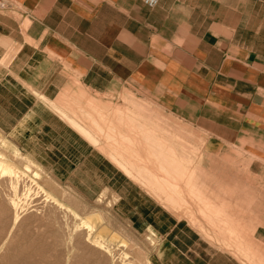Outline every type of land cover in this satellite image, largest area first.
I'll list each match as a JSON object with an SVG mask.
<instances>
[{
  "label": "crops",
  "instance_id": "obj_1",
  "mask_svg": "<svg viewBox=\"0 0 264 264\" xmlns=\"http://www.w3.org/2000/svg\"><path fill=\"white\" fill-rule=\"evenodd\" d=\"M3 1L0 132L19 153L87 201L104 192L123 201L139 188L102 141L94 147L65 116L78 122L76 107L90 105L96 123L114 122L117 135L127 112L165 135L178 124L191 134L183 140L196 142L188 146L203 156L209 185L229 190L206 203L228 206L220 220L239 222L216 228L208 212L194 230L236 236V257L263 262L253 240L264 227L241 214L248 205L264 221V0H157L154 8L141 0ZM145 203L122 210L136 231L160 238V264H239L201 245L186 221Z\"/></svg>",
  "mask_w": 264,
  "mask_h": 264
},
{
  "label": "rangeland",
  "instance_id": "obj_2",
  "mask_svg": "<svg viewBox=\"0 0 264 264\" xmlns=\"http://www.w3.org/2000/svg\"><path fill=\"white\" fill-rule=\"evenodd\" d=\"M124 101H125V106L124 107H126V106H130V105H133V104H127L126 103V99H124ZM97 105V104H96ZM98 106V105H97ZM134 106H136V105H134ZM140 107H141V110H143V112L144 113H146L147 115H148V110H147V108H145L143 105H139ZM98 107H100V106H98ZM102 109H103V107H102ZM104 110H106V111H109L110 109H104ZM157 121V120H156ZM158 122V121H157ZM170 133L172 134V135H177V137L179 136V141L181 142V144H182V146H183V148L185 149V153H187L183 158H186V160H183V165H184V171H188V170H190L191 168H193L195 165H196V163L197 162H200L201 163V161H199V159H200V157H201V154H199V151L197 152V148H196V146H193V147H191L190 148V146H188V145H190V143H193V144H195L196 142L195 141H189L188 143L187 142H185V140H183V137H186V135L187 136H191V134H190V132L188 131V134H185V132L180 128V126L178 125V124H175V126L173 125L171 128H170ZM159 132H163L162 130H159ZM182 139V140H181ZM4 142V143H3ZM6 142V143H5ZM0 143L1 144H3L2 146H0V149H1V151H3V153L7 156V158L9 159V158H11V159H9L11 162H13V160H14V155H20L21 156V154H19V151L16 149V147H15V145L13 144V142L9 139V138H7L3 133H1L0 132ZM0 144V145H1ZM187 150V151H186ZM10 154V155H9ZM198 155H200V157L198 156ZM10 156V157H9ZM23 157V158H22ZM21 158L23 159V161H26V163H29L30 165H31V169L33 170H36V169H38V171L40 172V174H41V180H32V179H30V177H28L30 174H28V175H26L25 173V175H23V174H21L22 176H23V178H21V175H20V181H19V184L17 185V190L15 191V192H17V193H19V194H21L20 192H19V190H21L22 191V189H23V187L25 186V187H30V190H29V196H28V201H27V203H26V200L27 199H25V200H23L22 202H20L21 203V206L23 207L22 209V213L23 212H28V211H30V209L31 210H34V213L32 212V211H30V212H28V213H30V215L27 213H25L26 215H24V213L23 214H21L20 215V217L21 218H19V220H18V222L20 223V221L21 222H23V221H25V219H23L22 217L23 216H25L24 218H27L28 217V215H29V218H27L28 220L30 219V222L28 223V220L27 221H25V222H27V224L28 225H25V222H23L24 223V227H23V223H22V226H21V223H20V225L18 224V222H17V228L15 229L14 227V231H13V228L11 229L12 230V232H11V230L9 229L10 228V226L8 225V223H4V222H7L8 221V219L7 218H9V221H10V217L12 218V213L10 214V212L11 211H9V214H6V215H3V217L5 218V219H7L6 221H5V219L3 218V220L1 219V221H0V228H2L3 227V232L4 231H6L7 232V236H6V232L4 233V235H2L1 234V236H3V238L0 236V245H1V243H2V240H4V241H6L5 242V244H4V247L3 246H1L2 247V249L0 250V258L2 257V259H0V263L1 264H5V262L8 260L7 258H8V256L7 255H10L11 256V258L12 257H14V258H12V259H14V260H16L15 262H14V260L13 261H11L12 259L11 258H9L10 260H8V262H6V264H77L76 263V260H77V258L79 257V258H81L82 259V261H84L85 262V259H84V257L83 256H86L85 254H88L89 255V258H88V255H87V257H85V258H88V259H90V260H88V261H86L85 263L83 262L82 263V261H81V259H79L78 258V264H89L90 262H92V263H90V264H94V261L96 262V260H97V264H160V262H159V260H158V256H159V252H158V249L156 248V243H157V241H159L160 240V238H157V236L155 235V233L153 232V231H151V230H147V231H136L134 228H133V226L131 225V223L129 222V219L125 216V214L123 213V210H122V207H124L125 206V208H127V206L125 205L126 203H131L132 201L133 202H135L136 201V203L137 202H140V201H143V202H149L148 204L147 203H145V206L146 207H150V208H152V207H154L153 206V204H152V202H154L155 204H157V206L158 207H161V208H163V210H165L166 212H168L169 214H171L173 217V219H175L176 221H179L180 220V217H179V215H177L176 213H179L178 211H176V213L175 212H170V211H168L169 210V208H167V207H165V206H163L162 207V205L161 204H159L156 200H155V198H153V196L152 195H150L149 193H148V191H146L145 189H143V188H141L139 185H137V184H135L139 189H134V190H130L129 192V194H126L125 193V197H123V201H119V198L118 197H115V196H113V195H110V193H106V192H104V193H102L101 195H100V197L99 196H97L94 200H90V201H87V200H85V199H83L81 196H79V194L74 190V189H72V188H69L68 186H66V185H63V184H60V183H58V182H56V181H54L49 175H47L41 168H37V166H34L33 165V163H31L29 160H27V158H25V156H21ZM182 158V159H183ZM14 161H16V160H14ZM18 161H16V162H14V163H17ZM187 165V167H185ZM17 166L20 168V166L17 164ZM33 166V167H32ZM35 167V168H34ZM27 178H26V177ZM1 178V177H0ZM8 178V177H7ZM7 178H4V183H5V185H9V183H10V178H8V179H10V180H8ZM3 179V178H2ZM13 180H15V179H13ZM31 180V181H30ZM1 179H0V185L3 187V188H1L0 187V190L1 189H3V191L5 192V191H7L6 192V194L4 193V195H5V197H4V195H3V193H1V192H3V191H1L0 193H1V195H0V202L1 203H3L4 201V203H6V204H0V206L2 207L3 205H5V206H7L8 207V205H7V203H8V199L10 198V196L11 195H15L16 193H14L13 192V190H12V192H13V194L11 193V189L9 190L8 189V187L7 188H5V185H4V183H2L3 182ZM7 181V182H6ZM26 181V183L24 184V182ZM32 181H34V182H32ZM35 181H37V182H35ZM23 182V183H22ZM31 182V183H30ZM41 182V183H40ZM8 183V184H7ZM34 183H36L35 185H34ZM39 183V184H38ZM21 184V185H20ZM22 186V188L20 187V186ZM28 185H30V186H28ZM40 185V186H39ZM32 186V187H31ZM33 186H35V187H33ZM41 188V187H43V188H41L42 189V191H39V190H37L36 188ZM9 191H8V190ZM33 189V192L31 191ZM40 189V190H41ZM45 189V190H44ZM238 190H240V189H238ZM245 190V189H244ZM32 193H31V192ZM36 191V192H35ZM246 191V190H245ZM8 192H10V193H8ZM48 192V193H47ZM65 192V193H64ZM217 193H218V191H216ZM7 193H8V195H9V197L7 196ZM54 193H55V195H54ZM63 193V194H62ZM219 193H220V191H219ZM222 193V192H221ZM220 193V194H221ZM46 194H47V196H46ZM51 194V195H50ZM3 195V196H2ZM39 195V196H38ZM53 195V196H52ZM56 195H57V197H56ZM61 195V196H60ZM217 195V194H216ZM16 196H18L17 194H16ZM42 196V197H41ZM48 196H49V198H48ZM54 196L56 197L55 199H54ZM132 196H134V199H132L133 197ZM6 198V200H2L1 198ZM11 197H13V198H15V196H11ZM36 197V198H35ZM242 197H244V196H242ZM13 198H10V199H13ZM68 198V199H67ZM222 198H224L223 196H222ZM9 199V200H10ZM51 199V200H50ZM67 199V200H66ZM33 200V201H32ZM48 200V201H47ZM49 200L52 202V204H51V202H49ZM58 200V202L60 203L59 205L60 206H58V204L55 202V201H57ZM63 200V201H62ZM99 200V201H98ZM242 200V199H241ZM244 200H246V199H244ZM3 201V202H2ZM7 201V202H6ZM24 201H25V203L27 204V206H26V204L24 203ZM36 201H37V203H36ZM48 203H47V202ZM57 205H55L54 203ZM73 203V205L72 204H70V203ZM38 203H40L41 205H39ZM26 206L27 208H25L24 206ZM47 204V205H46ZM68 204V205H67ZM44 205V206H43ZM50 205V206H49ZM72 205V206H71ZM198 205V206H197ZM5 206H3L2 208L4 209H6V207ZM42 206V207H41ZM75 206V207H74ZM210 207L212 206V205H209ZM243 206V205H242ZM248 205H246V207H244L243 209H245V210H243V212H242V214L241 215H243L244 213V219L245 218H259V216H258V214L256 213L257 212V210L256 211H251L250 209H249V206L247 207ZM41 207V208H40ZM45 207V208H44ZM49 209V212L51 213V217H50V213L48 212V209ZM52 207V208H51ZM157 207V208H158ZM263 207H264V205H263ZM30 208V209H29ZM37 208V209H36ZM57 208V209H56ZM165 208H167V209H165ZM216 208V207H215ZM4 209V210H5ZM41 209H42V211H41ZM44 209V210H43ZM55 209V210H54ZM59 209V210H58ZM61 209V210H60ZM201 209H202V206L200 205V204H192L191 206H190V212L192 213V214H194L197 218H199L200 220L202 219L201 218V216H200V211H201ZM7 210H10L9 209V207H8V209H6L5 211L7 212ZM25 210V211H24ZM27 210V211H26ZM52 210V211H51ZM56 210H58L57 212H56ZM44 211H46V212H44ZM66 211V212H65ZM5 212V213H6ZM42 212V213H41ZM77 212V213H76ZM4 213V214H5ZM8 213V212H7ZM31 213H32V215H31ZM40 213H41V215H40ZM53 213V214H52ZM69 213V214H68ZM93 213V214H92ZM34 214V215H33ZM36 214H38V216H36ZM45 214V215H44ZM58 214V215H57ZM23 215V216H22ZM44 215V216H43ZM46 215H48L45 219H47L46 221H47V223L50 225V223L51 224H53V222H54V225H51V226H53V227H51L50 228V226H48L47 227V223H46V221H42V220H44L43 218L46 216ZM60 215H62V216H60ZM69 215H70V218H67V217H69ZM240 215V216H241ZM8 216V217H7ZM31 216V217H30ZM36 218H35V217ZM54 216H56V217H54ZM64 216V217H63ZM87 216H89V217H98V222H99V225H98V222L96 223V229H98V230H100L102 227L104 228V227H106L105 229H109L110 231H108V230H106V232L107 233H109L108 235L107 234H104L103 236H102V240L104 239V237H105V240H103V241H105L106 242V244L108 245V243H109V248H108V246L105 244V242H104V248L105 249H107V251L106 250H104V248L103 249H99V248H95V246H91L90 247V245H92L91 244V242H90V240H89V238H86V237H88L87 235H85V234H87V231H84V232H86L85 234H84V232H83V228H82V231H79V229L81 230V228H80V220L83 218V219H85ZM37 217H38V219H37ZM59 217V218H58ZM85 217V218H84ZM31 218L33 219V218H35V220L33 219V221L31 220ZM41 220H40V219ZM49 218H51V221L49 220L48 221V219ZM62 218V219H61ZM67 218V219H66ZM72 218V219H71ZM76 218V219H75ZM21 219H23V220H21ZM39 220V221H41V222H43L44 223V225H42L43 223H39V222H35V221H37V220ZM54 221H53V220ZM57 219V221H55ZM61 219V220H60ZM64 219H66V220H64ZM72 221H71V220ZM253 220V221H256V222H251V224H256V226L258 225H260L259 227H258V229H263L262 227H264V221L263 220ZM74 220V221H73ZM181 220H184L183 218L181 219ZM8 221V222H9ZM59 221V223H60V225H59V223H57ZM61 221H62V223H61ZM77 221V222H76ZM246 221V223L248 224V222H249V220H244V222ZM2 222V223H1ZM37 223L36 224V226H34L35 224H33V223ZM50 222V223H49ZM66 222H67V224L68 225H66ZM70 222V223H69ZM74 222V223H73ZM79 222V223H78ZM173 222H175L174 220H173ZM261 222H262V224L263 225H261ZM11 223V221L9 222V224ZM39 223V224H38ZM45 223H46V225H45ZM2 224V225H1ZM3 224H5V225H3ZM33 224V225H32ZM57 226H56V225ZM64 225V226H62V225ZM69 224H70V226H69ZM79 224V225H78ZM182 224H184V223H182ZM190 228H192V226H190L188 223H186ZM11 225V224H10ZM19 225V226H18ZM32 225V226H31ZM38 225H42V227H40V228H38L37 226ZM75 227H73V226ZM77 225L79 226V227H77ZM102 225V226H101ZM15 226V225H14ZM21 226V229H19L18 227H20ZM26 226L28 227V228H26ZM29 226H31V227H29ZM45 226V227H44ZM56 226V227H55ZM67 226H68V229H67ZM262 226V227H261ZM5 227H8V228H5ZM16 227V226H15ZM34 227V228H33ZM6 230H5V229ZM23 228V229H22ZM32 228V229H31ZM37 228V229H36ZM70 228H72V229H70ZM8 229V230H7ZM25 229H30L29 231L30 232H28L27 230L25 231ZM41 229V230H40ZM43 229V230H42ZM50 229V230H49ZM60 229H62V230H60ZM64 229L66 230V231H64ZM77 229H78V231H77ZM1 230V231H2ZM9 230H10V233H9ZM23 230V231H22ZM34 230V231H33ZM58 230V231H57ZM67 230L68 231H70L69 232V234H68V232H67ZM194 230V229H193ZM264 230V229H263ZM1 231H0V233H1ZM18 231V232H17ZM21 231V232H20ZM38 231H39V233H38ZM43 231L45 232V233H43ZM62 231V232H61ZM75 231H77V232H75ZM194 231H196L198 234H199V240H200V244L202 245V243L203 244H205V245H207V246H209L214 252H221V253H225L226 255H228L229 257H231L232 259H234L236 262H238L239 264H264V260H263V262H261L258 258H256L255 260H251L250 262L249 261H247V260H244V258L242 257V256H238V257H236L234 254H235V251L233 250V247H231V245L232 244H230V243H228V239H226L227 237H222L221 235H217V236H212L211 235V232H209L208 234L209 235H211V236H203V234H200L197 230H194ZM205 232H207V229H205L204 230ZM209 231H213V232H217L218 233V230H209ZM2 232V233H3ZM13 232H15V234L13 233ZM26 232V233H25ZM57 232V233H56ZM65 232V233H64ZM75 232V233H74ZM79 232H80V234H79ZM82 232V233H81ZM116 233L119 237H121L125 242H126V246L125 245H123V246H121L120 244V242L119 241H116V240H110V237H109V235H110V233ZM18 233V234H17ZM35 233V237H34V234ZM36 233H38L37 235H41L40 233H43L42 235H41V237L40 236H38L37 237V235H36ZM60 233L62 234V236L63 237H68V235H69V237H68V239H67V237L66 238H63L61 235H60ZM8 234H10V235H8ZM21 234V235H20ZM22 234H23V236H22ZM25 234V235H24ZM30 234V235H29ZM48 234V235H47ZM68 234V235H67ZM71 234V235H70ZM76 234H78V235H76ZM120 234V235H119ZM19 235V236H18ZM27 235V236H26ZM49 235H50V237H49ZM58 235V236H57ZM60 235V236H59ZM66 235V236H65ZM80 235V236H79ZM106 235V236H105ZM6 236V237H5ZM15 236V237H14ZM18 236V237H17ZM21 236H22V238H21ZM55 236V237H54ZM8 237V238H7ZM10 237H12V239L10 238ZM26 237H27V239H26ZM46 237V238H45ZM58 237H60V238H58ZM74 237H77V238H74ZM82 239H80V238ZM18 240H17V239ZM36 238V239H35ZM39 238V239H38ZM45 238V239H44ZM55 238V239H54ZM61 238L63 239V241H65V242H63V241H61ZM6 239V240H5ZM8 239V240H7ZM20 239H22V240H20ZM31 239H33V241L31 240ZM41 239V240H40ZM43 239V240H42ZM256 241L255 240H253V242L256 244H254V247H256V248H258L257 250H258V252L259 253H261L262 252V255L264 256V236H257L256 238ZM34 240H37V241H39V242H37V241H35L34 242ZM47 240V241H46ZM73 240H75V241H73ZM79 240V241H78ZM87 240H89V241H87ZM4 241H3V243H4ZM7 241H8V243H7ZM14 241V242H13ZM20 241V242H19ZM57 241H58V243H57ZM78 241V243H76ZM193 241H197V238H193ZM17 242V243H16ZM23 242H26L25 244L23 243ZM28 242H30V245L28 244ZM43 242H44V244H43ZM46 242H47V244H46ZM54 242V243H53ZM62 242H63V244H62ZM72 242V243H71ZM81 242V247L83 246V244H85L82 248L80 247V246H78L79 245V243ZM84 242V243H83ZM2 243V244H3ZM22 243V244H21ZM31 243H33V244H35V245H33V244H31ZM41 243V244H40ZM60 243V244H59ZM65 243V244H64ZM89 243H90V245H89ZM120 243V244H119ZM13 244V245H12ZM29 246H28V245ZM70 244V245H69ZM78 246V248H77V246ZM15 245V246H14ZM21 245V246H20ZM31 245H33L32 247L35 249V251H34V249L31 247ZM38 245H40V246H38ZM45 245H47V247L45 246ZM48 245H50V246H48ZM135 245V246H134ZM25 248H24V247ZM27 246V247H26ZM74 246V247H73ZM89 246V247H88ZM13 248L14 249V247H15V249L14 250H16L15 252L17 253H15L14 252V250L13 249H11V248ZM17 247H19V248H17ZM23 247V248H22ZM40 247H41V249H40ZM44 247V248H43ZM68 247V248H67ZM79 247H80V249H79ZM8 248V249H7ZM62 248H63V250H62ZM87 248H89V249H87ZM90 248H93L92 250H94V248L96 249L95 251H92L91 252V250H90ZM22 249H24V250H22ZM28 249V250H27ZM38 249H39V251H40V253H39V251H38ZM42 249H43V251H42ZM71 249V251L70 252H68L69 250ZM78 249V250H77ZM5 250H6V252H5ZM22 250V251H21ZM25 250H27V251H25ZM55 250V252L53 253V252H51V251H54ZM87 250H88V252H90V253H92V254H96V255H93V256H91L89 253H87ZM104 250V251H103ZM131 250V251H130ZM135 250V251H134ZM4 251V252H3ZM31 253H30V252ZM34 251V252H33ZM46 251V252H45ZM64 251V252H63ZM86 251V252H85ZM100 251H101V253H100ZM118 251V252H117ZM160 251V250H159ZM19 252H26V254H22V255H19ZM41 252H42V254H41ZM82 252V253H81ZM95 252V253H94ZM98 252V253H97ZM105 252V253H104ZM113 252V253H112ZM131 252V253H130ZM4 253V254H3ZM29 255H28V254ZM34 253V254H33ZM44 253V254H43ZM52 253V254H51ZM76 255H75V254ZM100 253V254H99ZM55 254V255H54ZM60 254V257L61 256H65V258L64 259H66L65 261H64V259H62L63 257H59V260L57 259L58 258V255ZM63 254V255H62ZM72 254H74V255H72ZM98 254L100 255V256H98ZM3 255V256H2ZM5 255V256H4ZM37 255V256H36ZM54 255V256H53ZM78 255H80V256H78ZM125 255V256H124ZM7 256V257H6ZM9 256V257H10ZM40 256V257H39ZM42 256V257H41ZM49 256V257H48ZM102 256H104V257H102ZM6 259H5V258ZM35 257V258H34ZM43 257H45V259L43 258ZM91 257H92V260H91ZM98 257V258H97ZM101 257V258H100ZM145 257V258H144ZM3 258L5 259L4 261H1V260H3ZM37 258V259H36ZM38 258L40 259V260H38ZM50 258V259H52L51 260V262H50V260H48V259ZM74 258H75V260H74ZM93 258H95V260L93 259ZM97 258V259H96ZM100 258V259H99ZM104 258H105V260H104ZM128 258V259H127ZM135 258V259H134ZM144 258V259H143ZM28 259H31V260H29V262L27 261ZM33 259H35V260H33ZM47 259V260H46ZM71 259V260H70ZM73 259V260H72ZM102 259V260H101ZM129 260V261H127V260ZM19 260H22V261H19ZM42 260V261H41ZM69 260V261H68ZM79 260H80V262H79ZM101 260V261H100ZM112 260H114V261H112ZM136 260V261H135ZM11 263H10V262ZM31 261V262H30ZM35 261V262H34ZM41 261V262H40ZM90 261V262H89ZM103 261H105L104 263H103ZM14 262V263H13ZM43 262V263H42ZM65 262V263H64ZM73 262V263H72ZM107 262H109V263H107ZM116 262V263H115ZM95 263V264H96Z\"/></svg>",
  "mask_w": 264,
  "mask_h": 264
},
{
  "label": "bare ground",
  "instance_id": "obj_3",
  "mask_svg": "<svg viewBox=\"0 0 264 264\" xmlns=\"http://www.w3.org/2000/svg\"><path fill=\"white\" fill-rule=\"evenodd\" d=\"M69 99V98H68ZM61 100V98H60ZM61 103V102H60ZM66 105V103H64ZM70 104H68L67 106H69ZM72 105V104H71ZM74 106V105H72ZM76 107V106H74ZM92 106L88 105L87 108H79L78 106L76 108H78V110H76V112H78V115L76 118L78 119L77 121L78 122H74L73 120L71 119H68L66 116H65V120H68L67 122H69L68 124H70L75 130H77L80 135H82L90 144H92L94 147H98L100 146V142L104 144V146L100 149L103 150L104 154L106 155V157L124 174L125 177H127L129 180H131L133 183L139 185L141 188L145 189L146 191H148V193L150 195L153 196V198H155V200L163 206L169 208V210L167 208L168 211L170 212H175L178 211L179 213H176L177 215H179L180 217V220L183 218L184 221H186L190 226H192L193 229H196L197 226H198V222H197V217L192 214L190 212V206L192 204H200L202 206V209L200 211V216L201 218L203 217H206L207 213L208 212H211L212 216L209 217L208 219L210 220H206L205 222L209 225H212L216 228H220L222 225L224 226H227V224L229 223L230 227L232 229H236L238 227V224L239 222L236 221L237 219L235 220H231L227 223V221H222L220 219H222L226 213V208H228V206H209V204H207V198L208 197H211L212 195L215 196L216 194L217 195H227L228 194V189L226 188H212V185H209L208 181L210 180L209 179V175L205 172H202V168L199 166L201 163L200 162H197L196 165L191 168L190 170L188 171H184V165H183V160H186V158H183L187 153H185V149L183 148L181 142L179 141V136L177 137V135H172L171 133H167L166 135L164 134V132H159V128L156 126H152L151 128H149V126H147L146 124H142L140 122L139 119L137 120H132L130 121L128 119V112L125 113V116H124V121H123V128H122V131L118 130V135L116 133V128H115V123L112 122V121H106L107 125H104V126H99L98 123H96V119H101L100 117V113L98 110H96L95 114L92 115L90 114L89 112V109L91 108ZM67 108V107H66ZM65 108V109H66ZM61 109H64L63 107ZM71 111V109H70ZM141 112L143 110H140ZM73 113V112H72ZM75 114V112L73 113ZM77 114V113H76ZM73 116H76V115H73ZM74 118V117H73ZM74 118V119H76ZM85 127H89L91 130H86ZM182 140V139H181ZM4 143V142H3ZM6 143V142H5ZM1 144V143H0ZM3 144H1L0 146H2ZM187 151V150H186ZM20 154V153H19ZM10 155V154H9ZM22 156V155H21ZM20 155H14V160L18 161L17 163H14L16 161L13 160V162H11L9 159L11 158H7V156L3 153V151H1L0 149V179L3 181L4 178H10L8 180H10V183L9 185H5L4 181L2 183H4L5 185V188H7L8 186V189L10 188L11 189V193L13 194L16 193L18 196L15 195H11V196H15V198L11 197L10 198H13V199H8V207L10 210H7V212L5 211L6 209H8L7 206L3 205L6 207V209L4 210L1 206H0V221L1 219L3 220V215H6V214H9V211L10 214L12 213V218L10 217V221H11V225L9 224V218L7 222H4V223H8V225L10 226V230L14 227L15 229L17 228V222L19 220L20 215L24 213V215H26L28 212L32 211L34 213V210H31L30 208V211H28L27 213L26 212H23L22 213V206H21V203L23 200L27 199L28 196L30 195L29 194V190H30V187H23L22 191L19 190V193L15 192L18 188H17V185L19 184V181H20V175L23 174V175H28L30 174L28 177H30V179L32 180H41V174L40 172L38 171V169L36 170H32L31 169V165L29 163H26V161H23V157L21 158ZM10 157V156H9ZM183 158V159H182ZM203 160V156L200 157L199 161L202 162ZM17 164L20 166V168L17 166ZM34 165V164H33ZM35 166V165H34ZM33 167V166H32ZM187 167V165L185 166ZM35 168V167H34ZM38 168V167H37ZM188 168V167H187ZM25 173V174H24ZM28 173V174H27ZM26 177V176H25ZM3 178V179H2ZM21 178H23V176L21 175ZM27 178V177H26ZM15 179V180H13ZM31 181V180H30ZM7 182V181H6ZM34 182V181H32ZM37 182V181H35ZM23 183V182H22ZM26 183V181L24 182V184ZM31 183V182H30ZM41 183V182H40ZM8 184V183H7ZM36 183H34L35 185ZM39 184V183H38ZM2 185V184H1ZM0 185L1 188H3L2 186ZM21 185V184H20ZM19 185V186H20ZM7 186V187H6ZM30 186V185H28ZM40 186V185H39ZM22 188V186H20ZM32 187V186H31ZM35 187V186H33ZM43 188V187H41ZM41 188H36L37 190L39 191H42ZM7 189V190H8ZM9 189V190H10ZM41 189V190H40ZM8 190V191H9ZM13 190V192H12ZM45 190V189H44ZM3 191V189L0 190V192ZM33 192V189L31 190ZM30 191V192H31ZM218 191V193L216 192ZM220 191V193H219ZM7 191H3L1 193H4L6 194ZM31 192V193H32ZM36 192V191H35ZM0 193V195H1ZM10 193V192H8ZM7 193V196L9 197ZM48 193V192H47ZM65 193V192H64ZM63 194V193H62ZM2 195V196H3ZM51 195V194H50ZM55 195V193H54ZM216 195V196H217ZM39 196V195H38ZM47 196V194H46ZM53 196V195H52ZM61 196V195H60ZM5 197V195H4ZM42 197V196H41ZM57 197V195H56ZM54 196V199L56 198ZM100 197V196H99ZM30 198V197H29ZM28 198V199H29ZM36 198V197H35ZM49 198V196H48ZM101 198V197H100ZM2 200H6V198L4 199L3 197L1 198ZM28 199L26 200V203L28 201ZM68 199V198H67ZM66 199V200H67ZM51 200V199H50ZM49 200V202H51ZM6 201V202H7ZM33 201V200H32ZM48 201V200H47ZM46 201V202H47ZM63 201V200H62ZM99 201V200H98ZM3 202V201H2ZM5 202V201H4ZM1 203L0 204H6V203ZM58 206H60L58 200L55 201ZM23 203V202H22ZM25 203V201H24ZM25 203V204H26ZM37 203V201H36ZM48 203V202H47ZM54 203V202H53ZM24 204V205H25ZM39 205H41L40 203H38ZM52 204V202H51ZM55 204V203H54ZM70 204L73 205V203L71 202ZM23 205V204H22ZM23 205V206H24ZM47 205V204H46ZM53 205V204H52ZM56 205V204H55ZM68 205V204H67ZM71 205V206H72ZM27 206V204H26ZM26 206H24L25 208H27ZM44 206V205H43ZM50 206V205H49ZM57 206V205H56ZM198 206V205H197ZM42 207V206H41ZM40 207V208H41ZM75 207V206H74ZM216 207V208H215ZM45 208V207H44ZM47 208V207H46ZM52 208V207H51ZM37 209V208H36ZM48 209V208H47ZM57 209V208H56ZM44 210V209H43ZM55 210V209H54ZM59 210V209H58ZM56 210V212L58 211ZM61 210V209H60ZM25 211V210H24ZM27 211V210H26ZM36 211V210H35ZM42 211V209H41ZM52 211V210H51ZM6 212V213H5ZM37 212V211H36ZM46 212V211H44ZM48 212H49V209H48ZM59 212V211H58ZM66 212V211H65ZM5 213V214H4ZM26 213V214H25ZM38 213V212H37ZM42 213V212H41ZM40 213V215H41ZM50 213V212H49ZM77 213V212H76ZM30 215V213H28ZM53 214V213H52ZM69 214V213H68ZM93 214V213H92ZM29 215L27 218H29ZM32 215V213H31ZM34 215V214H33ZM39 215V216H40ZM45 215V214H44ZM43 215V216H44ZM58 215V214H57ZM23 216V215H22ZM36 216H38V214H36ZM38 216V217H39ZM42 216V215H41ZM48 215H46L42 220L43 222L46 221L47 219H45ZM62 216V215H60ZM8 217V216H7ZM25 216H23L22 218L25 219V221H27L28 219L27 218H24ZM31 217V216H30ZM35 217V216H34ZM37 217V219H38ZM49 217V216H48ZM47 217V218H48ZM50 217H51V213H50ZM56 217V216H54ZM64 217V216H63ZM36 218V217H35ZM35 218H33L35 220ZM52 218V217H51ZM51 218L48 219V221L50 220L51 221ZM57 218V217H56ZM59 218V217H58ZM67 218H70V215L69 217ZM66 218V219H67ZM85 218V217H84ZM5 219V218H4ZM5 219V221L7 220ZM21 219V220H23ZM27 219V220H26ZM33 219L31 218V220L33 221ZM36 219V220H37ZM40 219V218H39ZM62 219V218H61ZM60 219V220H61ZM64 219V220H66ZM72 219V218H71ZM70 219V220H71ZM76 219V218H75ZM41 220V219H40ZM53 220V219H52ZM23 221V222H25ZM54 221V220H53ZM57 221V219L55 220ZM72 221V220H71ZM74 221V220H73ZM99 221L98 220V217H89L87 216L85 219H81L80 220V228L81 230L79 229V231H82V228L84 229V231H87V234H85L86 232H84L85 235H87L88 237L86 238H89L90 242L92 245H90V247L92 246H95V248H101L103 249L104 248V242L103 240H105V237L104 239L102 240V236L104 234H109L106 232V230L110 231L109 229H105L106 227H102L100 230L96 229V223ZM21 223V226H22V223ZM30 222V219L28 220V223ZM35 222H39V223H43L39 220L35 221ZM33 223L35 224L34 226H36L37 223ZM77 222V221H76ZM2 223V222H1ZM20 223L18 222V224L20 225ZM38 223V224H39ZM47 223V221H46ZM45 223V225H46ZM50 223V222H49ZM52 223V222H51ZM50 225L48 224V226L53 227L51 225H54V222L53 224ZM59 223V221L57 222ZM62 223V221H61ZM70 223V222H69ZM74 223V222H73ZM79 223V222H78ZM32 224V225H33ZM2 225V224H1ZM5 225V224H3ZM16 227H15V226ZM18 225V226H19ZM25 225H28L27 222H25ZM31 225V226H32ZM44 225V223L42 224ZM42 225H38L37 227L40 228L42 227ZM56 225V224H55ZM60 225V223H59ZM62 225V224H61ZM66 225L67 222H66ZM79 225V224H78ZM77 225V227H79ZM98 225H99V222H98ZM21 226L18 227L19 229H21ZM29 226V227H31ZM57 226V225H56ZM55 226V227H56ZM64 226V225H62ZM70 226V224H69ZM73 226V225H72ZM102 226V225H101ZM1 227V226H0ZM23 227H24V223H23ZM45 227V226H44ZM65 227V226H64ZM74 227V226H73ZM5 228H8V227H5ZM4 228V229H5ZM14 228H13V231H14ZM26 228H28L26 226ZM34 228V227H33ZM43 228V227H42ZM66 228V227H65ZM75 228V227H74ZM3 229L0 228V231ZM23 229V228H22ZM32 229V228H31ZM37 229V228H36ZM67 229H68V226H67ZM72 229V228H70ZM6 230V229H5ZM8 230V229H7ZM10 230H9V233H10ZM27 229H25L26 231ZM30 229H28L27 231H29ZM41 230V229H40ZM43 230V229H42ZM50 230V229H49ZM62 230V229H60ZM23 231V230H22ZM34 231V230H33ZM58 231V230H57ZM64 231H66L64 229ZM78 231V229H77ZM75 231V232H77ZM3 230L1 231L0 233V236L1 234L4 235V233L6 231H4L3 233ZM12 232V230H11ZM18 232V231H17ZM21 232V231H20ZM62 232V231H61ZM68 234L70 231H68ZM74 232V233H75ZM15 234V232H13ZM26 233V232H25ZM39 233V231H38ZM36 233V235L38 234ZM43 233H45L43 231ZM43 233H40L41 235ZM57 233V232H56ZM65 233V232H64ZM82 233V232H81ZM117 233V232H116ZM116 233H110L109 237H110V240H116V241H119L120 245L123 246L125 245L126 246V240L124 241L121 237H119ZM6 236H7V232L5 233ZM18 234V233H17ZM67 234V235H68ZM80 234V232H79ZM10 235V234H8ZM21 235V234H20ZM25 235V234H24ZM30 235V234H29ZM34 237H35V233L33 234ZM41 235H37L41 237ZM48 235V234H47ZM60 235L62 236V234L60 233ZM59 235V236H60ZM71 235V234H70ZM78 235V234H76ZM81 235V234H80ZM79 235V236H80ZM120 235V234H119ZM5 236V237H6ZM19 236V235H18ZM17 236V237H18ZM23 236V234H22ZM21 236V238H22ZM27 236V235H26ZM58 236V235H57ZM66 236V235H65ZM106 236V235H105ZM3 238V236H1ZM15 237V236H14ZM50 237V235H49ZM55 237V236H54ZM63 237V236H62ZM67 237V236H66ZM66 237H63V238H66ZM69 237V235H68ZM67 237V239H68ZM8 238V237H7ZM12 239V237H10ZM46 238V237H45ZM44 238V239H45ZM60 238V237H58ZM74 238H77V237H74ZM80 238V237H79ZM17 239V238H16ZM27 239V237H26ZM36 239V238H35ZM39 239V238H38ZM55 239V238H54ZM81 239V238H80ZM228 243H231L234 248H235V251H236V255H239L238 254V251H237V248H238V238L236 236H233V235H230L228 238ZM6 240V239H5ZM8 240V239H7ZM18 240V239H17ZM22 240V239H20ZM33 241V239H31ZM41 240V239H40ZM43 240V239H42ZM82 240V239H81ZM87 240V241H89ZM1 241V240H0ZM4 240H2V243H3ZM37 241V240H34V242ZM47 241V240H46ZM61 241H63V239L61 238ZM75 241V240H73ZM79 241V240H78ZM78 241L76 243H78ZM6 241H4V243L0 245V248L2 249L1 246L4 247V244H5ZM14 242V241H13ZM20 242V241H19ZM39 242V241H37ZM65 242V241H63ZM62 242V244H63ZM8 243V241H7ZM17 243V242H16ZM24 244L26 242H23ZM54 243V242H53ZM58 243V241H57ZM72 243V242H71ZM84 243V242H83ZM22 244V243H21ZM28 244L30 245V242H28ZM27 244V245H28ZM33 244V243H31ZM41 244V243H40ZM44 244V242H43ZM47 244V242H46ZM60 244V243H59ZM65 244V243H64ZM106 244V242H105ZM6 245V244H5ZM13 245V244H12ZM28 245V246H29ZM35 245V244H33ZM31 245V247L33 246ZM70 245V244H69ZM76 245V244H75ZM85 244H83L84 246ZM107 245V244H106ZM15 246V245H14ZM21 246V245H20ZM40 246V245H38ZM47 247V245H45ZM50 246V245H48ZM77 246V245H76ZM81 247V242L79 243V245ZM77 246V248H78ZM82 246V247H83ZM108 248H109V243H108ZM135 246V245H134ZM24 247V246H23ZM22 247V248H23ZM27 247V246H26ZM34 247V246H33ZM32 247V248H33ZM74 247V246H73ZM79 247V249H80ZM81 247V248H82ZM89 247V246H88ZM11 248V247H10ZM19 248V247H17ZM25 248V247H24ZM44 248V247H43ZM68 248V247H67ZM94 248V250H92L93 248H90L91 252L92 251H95L96 249ZM0 249V250H1ZM8 249V248H7ZM13 249V248H11ZM15 249V247H14ZM13 249V250H14ZM34 249V248H33ZM41 249V247H40ZM89 249V248H87ZM100 249V250H101ZM24 250V249H22ZM21 250V251H22ZM28 250V249H27ZM25 250V251H27ZM63 250V248H62ZM69 250V249H68ZM78 250V249H77ZM81 250V249H80ZM104 250L107 251V249L104 248ZM103 250V251H104ZM16 250H14L15 252ZM35 251V249H34ZM33 251V252H34ZM39 251V249H38ZM43 251V249H42ZM71 249L68 251L70 252ZM131 251V250H130ZM135 251V250H134ZM4 252V251H3ZM6 252V250H5ZM28 252V251H27ZM30 252V251H29ZM46 252V251H45ZM51 252H55L54 251H51ZM64 252V251H63ZM86 252V251H85ZM118 252V251H117ZM16 253V252H15ZM26 254V252H19V255H22V254ZM31 253V252H30ZM40 253V251H39ZM82 253V252H81ZM87 253H89L90 255L92 253L88 252L87 250ZM95 253V252H94ZM98 253V252H97ZM101 253V251H100ZM99 253V254H100ZM105 253V252H104ZM113 253V252H112ZM131 253V252H130ZM4 254V253H3ZM17 254V253H16ZM28 254V253H27ZM34 254V253H33ZM42 254V252H41ZM44 254V253H43ZM52 254V253H51ZM75 254V253H74ZM72 254V255H74ZM98 254V256H100ZM255 253H251V255H254ZM29 255V254H28ZM55 255V254H54ZM53 255V256H54ZM63 255V254H62ZM76 255V254H75ZM86 256H83L84 259H85V262L90 260L88 259L89 258V255L88 254H85ZM88 255V258H85L87 257ZM93 255H96V254H92L91 256ZM1 256V255H0ZM3 256V255H2ZM5 256V255H4ZM8 256V260H10L9 258H11L10 255H7ZM6 256V257H7ZM10 256V257H9ZM37 256V255H36ZM80 256V255H78ZM125 256V255H124ZM40 257V256H39ZM42 257V256H41ZM49 257V256H48ZM59 257H60V254L58 255V260H59ZM63 257V256H61ZM60 257V258H61ZM104 257V256H102ZM5 258V257H4ZM3 258V260L1 261H4L5 259ZM14 258V257H12ZM11 258V259H12ZM35 258V257H34ZM45 259V257H43ZM65 256L62 258L64 259ZM79 258V257H78ZM78 258L76 260V263L78 264ZM82 258V257H81ZM79 258V259H81ZM98 258V257H97ZM96 258V259H97ZM101 258V257H100ZM99 258V259H100ZM145 258V257H144ZM143 258V259H144ZM2 259V257L0 258ZM37 259V258H36ZM48 259V258H47ZM46 259V260H47ZM88 259V260H87ZM95 260V258H93ZM128 259V258H127ZM126 259V260H127ZM135 259V258H134ZM8 260L6 262H8ZM14 259H12L11 261H13ZM27 260V259H26ZM29 260L31 259H28L27 261L29 262ZM35 260V259H33ZM38 260H40L38 258ZM51 260L52 259H48ZM66 259H64L65 261ZM71 260V259H70ZM73 260V259H72ZM75 260V258H74ZM91 260H92V257H91ZM102 260V259H101ZM100 260V261H101ZM105 260V258H104ZM130 260V259H129ZM127 260V261H129ZM16 260H14L15 262ZM19 261H22V260H19ZM36 261V260H35ZM34 261V262H35ZM42 261V260H41ZM40 261V262H41ZM69 261V260H68ZM82 261V259H81ZM114 261V260H112ZM136 261V260H135ZM5 262V264H6ZM10 262V261H9ZM13 262V263H14ZM31 262V261H30ZM80 262V260H79ZM84 261H82L83 263ZM84 262V263H85ZM90 262V261H89ZM97 262V260H96ZM94 261V264L96 263ZM105 261H103L104 263ZM130 262V261H129ZM11 263V262H10ZM43 263V262H42ZM65 263V262H64ZM73 263V262H72ZM81 263V264H82ZM92 263V262H90ZM89 263V264H90ZM109 263V262H107ZM116 263V262H115ZM1 264V263H0ZM12 264V263H11ZM15 264V263H14ZM20 264V263H19ZM23 264V263H22ZM45 264V263H44ZM70 264V263H69ZM75 264V263H74ZM97 264V263H96ZM121 264V263H120ZM138 264V263H137Z\"/></svg>",
  "mask_w": 264,
  "mask_h": 264
},
{
  "label": "built area",
  "instance_id": "obj_4",
  "mask_svg": "<svg viewBox=\"0 0 264 264\" xmlns=\"http://www.w3.org/2000/svg\"><path fill=\"white\" fill-rule=\"evenodd\" d=\"M142 3L148 8H154L157 5V0H141ZM6 3L0 0V8H4Z\"/></svg>",
  "mask_w": 264,
  "mask_h": 264
}]
</instances>
